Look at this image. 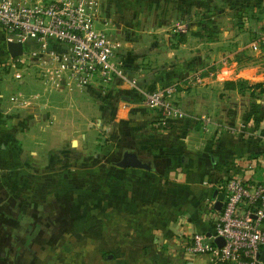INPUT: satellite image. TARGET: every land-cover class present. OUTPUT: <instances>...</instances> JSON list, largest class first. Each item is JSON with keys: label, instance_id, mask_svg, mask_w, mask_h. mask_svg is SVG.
<instances>
[{"label": "crops", "instance_id": "obj_1", "mask_svg": "<svg viewBox=\"0 0 264 264\" xmlns=\"http://www.w3.org/2000/svg\"><path fill=\"white\" fill-rule=\"evenodd\" d=\"M100 2L128 76L104 92L8 67L0 27V264H217L188 251L192 237L213 234L227 180L264 181V95L225 85L264 74L194 53L210 44L191 36L228 15L264 32V0ZM174 84L186 117L165 121L144 94ZM128 150L152 170L117 168Z\"/></svg>", "mask_w": 264, "mask_h": 264}, {"label": "built area", "instance_id": "obj_2", "mask_svg": "<svg viewBox=\"0 0 264 264\" xmlns=\"http://www.w3.org/2000/svg\"><path fill=\"white\" fill-rule=\"evenodd\" d=\"M101 12L100 0H0V27L6 42L23 46V55L10 58L5 65L17 69L27 63L25 56L29 55L31 64L39 69L40 81L53 90L97 87L104 92L116 82H128L125 68L117 62L119 45L96 27ZM32 42L38 48L26 54L25 47ZM259 47L252 44L255 51ZM194 81H201V73ZM178 86L147 92L143 104L161 112L165 121L185 118L174 101ZM223 190L225 202L214 218L212 237L195 234L188 251L212 256L217 264H264L260 258L264 247V181L231 178ZM217 238L224 239L223 247L215 243Z\"/></svg>", "mask_w": 264, "mask_h": 264}, {"label": "rangeland", "instance_id": "obj_3", "mask_svg": "<svg viewBox=\"0 0 264 264\" xmlns=\"http://www.w3.org/2000/svg\"><path fill=\"white\" fill-rule=\"evenodd\" d=\"M212 13L214 14V12ZM260 14L261 18L264 19V11L261 10ZM248 20V17L228 15L224 18V21L219 22V24H210L208 30L197 31L196 33H193L190 42V44H194L193 47H196L200 44H210L208 47L203 45L202 49H197L198 51L194 50V53L208 51L210 54H212V56L215 55L216 58L223 59V63H225L226 67L231 65L234 61H238L239 59V63H241L242 67H254L257 68L259 73L264 74V49L261 47V43L264 41V32L257 29V33H253V30H255L254 22H249L248 25H244V23ZM102 26L103 25L97 21V29L105 31L108 39L110 40L108 30L102 28ZM253 43H257L258 46L260 45L258 51L253 50ZM30 44L29 46L25 47L26 54H28L30 50L38 48L35 42ZM211 44H214L212 45L214 46V49H211ZM237 44H239L241 47L246 46V48L242 51V54H238L236 47ZM25 59L27 63L23 66H20V69L28 68L32 74H34L39 79V69L31 64L29 55H26ZM55 91L59 92L57 90ZM61 93H64V95L67 96L69 95L67 91H62ZM69 136V140L75 138L74 134L72 133Z\"/></svg>", "mask_w": 264, "mask_h": 264}, {"label": "water", "instance_id": "obj_4", "mask_svg": "<svg viewBox=\"0 0 264 264\" xmlns=\"http://www.w3.org/2000/svg\"><path fill=\"white\" fill-rule=\"evenodd\" d=\"M7 44H8V52L11 58L20 57L23 55V46L21 43L8 42ZM115 165L117 168H120V169L132 168V169L152 170L151 163L144 162L143 160L139 158L136 152L131 151V150L125 151L122 156V159L119 162H117ZM216 208L218 211H221L223 208V204L218 203ZM209 237H212V235H209ZM215 243L219 247H223L225 245L223 238H217L215 240ZM260 258L264 261V251L261 253Z\"/></svg>", "mask_w": 264, "mask_h": 264}, {"label": "trees", "instance_id": "obj_5", "mask_svg": "<svg viewBox=\"0 0 264 264\" xmlns=\"http://www.w3.org/2000/svg\"><path fill=\"white\" fill-rule=\"evenodd\" d=\"M261 47L264 49L263 42L261 43ZM225 86L227 89L238 90L240 93H245L246 91H249L251 92L252 97H256V92H259L260 95H264V83L251 85L247 81L239 80L237 82H227Z\"/></svg>", "mask_w": 264, "mask_h": 264}]
</instances>
